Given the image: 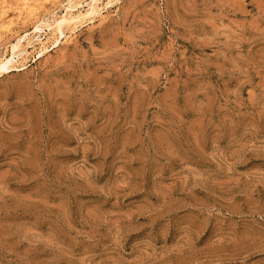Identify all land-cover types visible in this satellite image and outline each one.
Returning a JSON list of instances; mask_svg holds the SVG:
<instances>
[{
	"label": "rangeland",
	"instance_id": "374dc122",
	"mask_svg": "<svg viewBox=\"0 0 264 264\" xmlns=\"http://www.w3.org/2000/svg\"><path fill=\"white\" fill-rule=\"evenodd\" d=\"M107 1L0 0V264H264V0Z\"/></svg>",
	"mask_w": 264,
	"mask_h": 264
},
{
	"label": "bare ground",
	"instance_id": "6f19581e",
	"mask_svg": "<svg viewBox=\"0 0 264 264\" xmlns=\"http://www.w3.org/2000/svg\"><path fill=\"white\" fill-rule=\"evenodd\" d=\"M98 1L99 0H88L86 1L87 3L85 4L86 7L83 9H79L80 6L83 7V4H80V0L77 2H73L72 0H68V2L65 4V6L63 5V10L64 12L59 15L57 18H55L54 22H53V30L55 31L54 33H56V38L53 42V45L56 46L58 40L60 39V37H64L66 36L64 34V28L68 25H71L72 27L75 26L76 22L78 20H80L81 18L84 19V17L89 16L92 19V16L98 11ZM106 2V1H105ZM104 2V3H105ZM108 3L110 2V0L107 1ZM61 3V2H60ZM65 3V2H64ZM112 3V2H111ZM110 3V4H111ZM105 5V4H103ZM61 6V5H60ZM105 8V6L103 7ZM108 8V7H107ZM106 8V9H107ZM21 11V10H20ZM53 13V12H52ZM98 14V13H97ZM100 15V14H99ZM52 16V15H51ZM102 16V15H101ZM52 18V17H51ZM41 19V18H40ZM50 19V18H49ZM87 19V18H86ZM49 21V20H48ZM90 21V20H88ZM40 22V21H39ZM38 22V23H39ZM37 23V22H36ZM46 23V22H45ZM50 23V22H49ZM48 24V23H47ZM45 24V25H47ZM41 25V24H40ZM44 25V22H43ZM44 25V26H45ZM52 25V24H51ZM78 25V24H76ZM81 25V24H80ZM69 26V27H71ZM42 28V26L39 25H35L32 33L33 35H35L37 32L39 33V30ZM72 29V28H71ZM51 30V29H50ZM51 30V31H53ZM28 32V30H27ZM43 32V31H42ZM28 33H24L22 35H20L17 40L12 43L11 45V51L10 54L8 53V55H3V57L0 58V73L1 72H6V71H10V70H14L16 69L15 67V62H17V60L19 59V56L21 54V52L23 53L24 49L22 48V42L25 39H29L27 37ZM31 35V34H30ZM40 34H37V38ZM55 36V35H54ZM16 39V38H15ZM14 39V40H15ZM13 40V41H14ZM38 40V39H37ZM40 40V39H39ZM26 41V40H25ZM32 41V40H31ZM34 41V40H33ZM36 41V40H35ZM41 41V40H40ZM30 41H27V43H29ZM60 42V40H59ZM55 43V44H54ZM10 46V45H9ZM31 46V45H30ZM24 47V45H23ZM43 48V47H42ZM45 49V48H44ZM43 51V50H42ZM44 52V51H43ZM2 56V55H1ZM22 56V55H21ZM26 56V55H25ZM26 58V57H25ZM20 64V63H17ZM25 64V63H24ZM20 67V66H19ZM24 66H22L21 68H17V69H23Z\"/></svg>",
	"mask_w": 264,
	"mask_h": 264
}]
</instances>
